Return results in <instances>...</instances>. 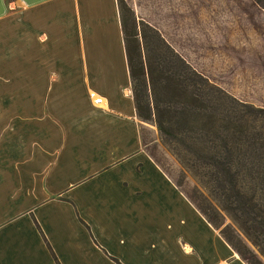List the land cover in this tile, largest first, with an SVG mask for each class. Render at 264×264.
<instances>
[{
	"label": "crops",
	"instance_id": "1",
	"mask_svg": "<svg viewBox=\"0 0 264 264\" xmlns=\"http://www.w3.org/2000/svg\"><path fill=\"white\" fill-rule=\"evenodd\" d=\"M153 130L116 0H0V264H246L149 151Z\"/></svg>",
	"mask_w": 264,
	"mask_h": 264
},
{
	"label": "trees",
	"instance_id": "2",
	"mask_svg": "<svg viewBox=\"0 0 264 264\" xmlns=\"http://www.w3.org/2000/svg\"><path fill=\"white\" fill-rule=\"evenodd\" d=\"M116 2L137 118L181 146L187 169L235 216L264 259V110L213 84L157 29L137 19L126 0ZM220 234L246 264L262 263L255 256L248 260L241 240L237 246Z\"/></svg>",
	"mask_w": 264,
	"mask_h": 264
},
{
	"label": "rangeland",
	"instance_id": "3",
	"mask_svg": "<svg viewBox=\"0 0 264 264\" xmlns=\"http://www.w3.org/2000/svg\"><path fill=\"white\" fill-rule=\"evenodd\" d=\"M136 18L157 29L194 69L240 101L264 110V0H126ZM149 151L178 187L215 223L219 233L241 240L249 261L264 264L232 213L185 166L180 147L152 123ZM184 158V160H183ZM182 159V160H181ZM242 249H244L241 246ZM253 255V256H252ZM255 256V258H254ZM261 263V264H262Z\"/></svg>",
	"mask_w": 264,
	"mask_h": 264
},
{
	"label": "built area",
	"instance_id": "4",
	"mask_svg": "<svg viewBox=\"0 0 264 264\" xmlns=\"http://www.w3.org/2000/svg\"><path fill=\"white\" fill-rule=\"evenodd\" d=\"M89 96L93 99V102H94L95 104H98V103L101 102V98L98 97V96H96L93 92H91V93L89 94Z\"/></svg>",
	"mask_w": 264,
	"mask_h": 264
}]
</instances>
